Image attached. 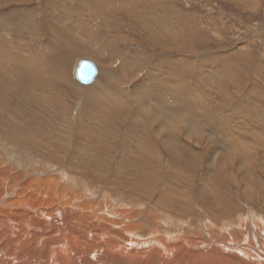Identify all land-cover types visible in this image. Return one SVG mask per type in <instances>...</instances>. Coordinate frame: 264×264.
<instances>
[{
    "label": "rangeland",
    "instance_id": "rangeland-1",
    "mask_svg": "<svg viewBox=\"0 0 264 264\" xmlns=\"http://www.w3.org/2000/svg\"><path fill=\"white\" fill-rule=\"evenodd\" d=\"M16 10L29 11L27 30L7 18ZM0 38V93L8 87L5 96L0 94V107L31 110L27 100L33 106L45 101L63 114L55 127L46 116L44 123L25 118L30 129L22 132L24 136L46 131L45 140L52 145L61 141L72 153L88 145L86 173L102 153L107 163L104 180L112 176L114 165L123 164V153L130 156L125 145H142L146 149L140 158L150 167L145 173L155 175L140 179L143 187L154 191L149 205L156 203L158 192L171 191L174 200L187 203L194 218L199 210L205 214L210 208L218 211L217 221L233 220L237 213H264L255 193L257 203L223 174L213 178L207 166L216 148L228 145L224 160L246 154L251 157L249 166L264 180V147H254L264 136V0H0ZM79 59L97 66L99 79L89 86L73 77ZM93 87L92 96L81 94ZM118 90L138 94L127 97ZM153 97L167 102L174 114L170 132L158 131L164 116L150 110L164 108L151 101ZM45 105L39 102L32 110L40 117ZM9 121L0 127L5 148L23 160L42 157L64 168L69 160L77 170L69 153L67 158L52 154V159V151L46 154L33 141L22 142ZM166 135L173 140L166 141ZM176 141L186 145L170 144ZM234 168L238 178L259 189L260 183L244 174L245 166L238 168L236 163ZM137 171L144 174L142 168L128 169ZM209 171L211 189L204 190ZM215 181L220 185L213 189Z\"/></svg>",
    "mask_w": 264,
    "mask_h": 264
},
{
    "label": "bare ground",
    "instance_id": "bare-ground-1",
    "mask_svg": "<svg viewBox=\"0 0 264 264\" xmlns=\"http://www.w3.org/2000/svg\"><path fill=\"white\" fill-rule=\"evenodd\" d=\"M6 15L14 24L17 23L16 26L20 23L21 28H26L25 20L30 17L27 10H16ZM9 23L11 25L10 21ZM94 88H87L88 90L81 94L92 96ZM104 89L110 91L107 86H104ZM7 93L8 87H4L0 94L5 96ZM118 93L128 97L137 96L138 91L118 90ZM153 98L155 99L151 101H155L157 105L158 101L164 108L163 112L156 108L150 110L154 115L164 116L158 131L170 132L174 114L171 116L172 111L167 102L160 101L161 98L158 97ZM26 102L31 110L18 108L16 105L9 109L0 107V127L3 128L6 119L10 118L9 124L16 129L22 142L26 139L33 141L35 148L46 154L52 151L49 155L52 159V154L66 157L65 154L69 153V157L76 160L77 170L69 160L68 172L65 169L67 166L59 167L42 157H28L23 160L21 154L12 152L13 149L8 150L0 143V264H264V213L257 217L252 212L249 215L237 213L233 220L217 221L215 219L219 218L218 211L210 208L211 211L204 212L205 214L199 210L200 216L194 218L187 210V203L174 200L176 197L171 191L158 192L154 199L156 203L149 205V197L154 191L143 187L144 184H141L140 180L142 176L155 177L153 173H145L150 167L146 168L148 163L140 158V152L146 148L143 149L142 145L135 143L136 148H128L125 145L124 149L130 156L123 153L120 157L123 164L114 165V173L106 180L102 179L107 171L106 157L101 156V153L97 158H93L94 163L88 174L87 161L83 162L91 158L88 154L91 148L88 149V145L72 153V150L61 146V141L52 145L45 140L46 131H40V135L29 131V137L24 136L22 132L30 129L29 122H24L25 118L31 120L36 117L41 120L39 123H44L46 116L45 121L55 122V127L63 117L61 111H57L55 106L52 107L45 101H37L36 106L31 105L28 100ZM39 102L41 105L46 104L43 107L45 113L40 114V117L37 116V111L32 110L39 107ZM46 129L52 127L46 126ZM60 133L62 132H58ZM30 137L33 140H30ZM260 137L261 141L254 144V147H264V136ZM165 140H173L172 135H166ZM177 143L179 144L177 141L170 144L179 147L186 145ZM227 148L228 145L216 148L218 150L210 157L207 166L212 169V177H216L215 173H221L238 183L241 194H248L250 201L254 199L255 193L263 202L264 210V193L261 192L264 180L255 168L249 166L251 157L246 158V154H240L238 158L224 160ZM99 149L102 150L101 147ZM76 154L78 157H75ZM216 155H219L218 161L215 159ZM25 156L27 157V154ZM231 159L235 163H232ZM236 163L238 168L245 166L244 174L248 175L251 181L257 180L260 183L259 189L252 183L238 178L234 168ZM262 163L261 172L264 173V160ZM132 168H142L144 174L142 171L128 172V169ZM206 176L209 186L202 182L204 190L212 184L210 171ZM219 185L220 183L215 181L213 189ZM255 200L254 203H257L258 200ZM249 210L251 211V208Z\"/></svg>",
    "mask_w": 264,
    "mask_h": 264
},
{
    "label": "water",
    "instance_id": "water-1",
    "mask_svg": "<svg viewBox=\"0 0 264 264\" xmlns=\"http://www.w3.org/2000/svg\"><path fill=\"white\" fill-rule=\"evenodd\" d=\"M98 75L97 66L87 59L77 60L74 66L73 77L82 86H89Z\"/></svg>",
    "mask_w": 264,
    "mask_h": 264
}]
</instances>
